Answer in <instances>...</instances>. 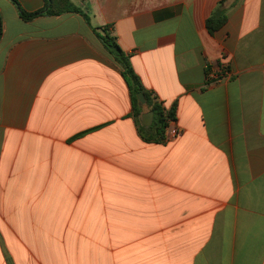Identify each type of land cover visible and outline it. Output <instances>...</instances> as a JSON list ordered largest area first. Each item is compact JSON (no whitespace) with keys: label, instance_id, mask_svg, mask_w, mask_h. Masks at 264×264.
Returning <instances> with one entry per match:
<instances>
[{"label":"crops","instance_id":"crops-1","mask_svg":"<svg viewBox=\"0 0 264 264\" xmlns=\"http://www.w3.org/2000/svg\"><path fill=\"white\" fill-rule=\"evenodd\" d=\"M68 1L88 22L0 0V264H264V0ZM104 27L175 106L164 141L137 133Z\"/></svg>","mask_w":264,"mask_h":264},{"label":"trees","instance_id":"trees-1","mask_svg":"<svg viewBox=\"0 0 264 264\" xmlns=\"http://www.w3.org/2000/svg\"><path fill=\"white\" fill-rule=\"evenodd\" d=\"M10 1L16 6L19 18L25 22L39 16L59 15L64 12H76L82 14L78 9L73 7L68 0H47L46 5L42 10L34 13H25L19 8L18 2L16 0ZM221 5L222 2L219 3L217 8L212 12V14L205 22L207 32L211 35L218 31L226 22V15ZM84 18L88 22L86 16H84ZM101 30L103 32V35L99 36V39L108 54L121 68V76L125 80L127 88L129 90L132 102V116L135 119L137 133L139 134L141 139L146 142L156 143L164 141L165 130L168 127V124L176 120L175 106H172L169 109L165 108L163 102L160 101L153 92L146 90L142 86L138 76L135 74L131 67L129 58L121 50L115 38L107 32L106 27L102 28ZM139 93L142 94L144 98V105L147 111L152 114L149 127H143L141 125L143 105L138 102L137 95Z\"/></svg>","mask_w":264,"mask_h":264},{"label":"built area","instance_id":"built-area-1","mask_svg":"<svg viewBox=\"0 0 264 264\" xmlns=\"http://www.w3.org/2000/svg\"><path fill=\"white\" fill-rule=\"evenodd\" d=\"M231 73L229 68L223 64L217 68H209L205 79L208 83H220L229 80Z\"/></svg>","mask_w":264,"mask_h":264},{"label":"water","instance_id":"water-1","mask_svg":"<svg viewBox=\"0 0 264 264\" xmlns=\"http://www.w3.org/2000/svg\"><path fill=\"white\" fill-rule=\"evenodd\" d=\"M137 99H138V102L141 105L145 104V101H144V98H143L142 94L139 93L137 95ZM151 118H152V114L150 112L142 114L141 115V125L143 127H149L150 126V122H151Z\"/></svg>","mask_w":264,"mask_h":264}]
</instances>
